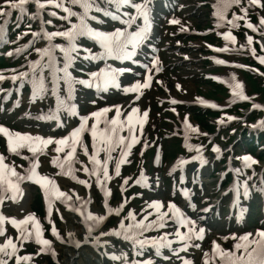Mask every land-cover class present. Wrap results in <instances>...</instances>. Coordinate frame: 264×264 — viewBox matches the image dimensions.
<instances>
[{
    "label": "snow or ice",
    "instance_id": "obj_1",
    "mask_svg": "<svg viewBox=\"0 0 264 264\" xmlns=\"http://www.w3.org/2000/svg\"><path fill=\"white\" fill-rule=\"evenodd\" d=\"M231 3L239 4L240 0H230ZM251 5H261V0H248ZM33 4L35 7V12L31 14L32 18L35 19L36 16L45 9V6H54L55 8L61 9L64 15L58 16V19L61 21L67 22V27L63 30H55V31H47L44 27L45 23L51 24V20L41 21L38 31H33L31 33L34 39H38L43 37L45 41H47L44 47L35 48L34 51L37 53L38 58L36 60H27V70L26 71H18L15 75H11L7 77L12 81L19 80L21 83L26 82L31 85V96L29 97L30 101H34L36 99H45L47 96H52L55 99V107L51 110V114L49 115H41L38 119H55L58 127H64L61 123L59 113L66 112L69 116L76 117L78 113L76 111L75 104L71 103L72 101V92L73 85L80 84L85 87L92 85L96 86L95 81L99 79L101 85H107L109 83H116V74L121 71H126L124 69H112L102 67L99 71H92L86 74L87 78L84 79H75L72 77L69 68L73 61L80 57L81 51L83 52V59L85 60H97V59H107L108 57L116 56L118 59H126L132 60L135 55V50L137 45L143 42L147 38V32L149 28L148 24V15H147V3L141 2L136 3L134 0H108V3L113 5L114 7H123L125 5H130L133 8L134 12H125L124 19L122 23L124 25H134L137 18H142L144 23L137 26L135 31H128L127 28H116L111 31H104L99 29H94L90 27L87 19L90 16V11L95 8V11L99 12L101 9L94 5V0H3L2 4H0V16H3L5 19L11 14L13 10H16L19 14H24L27 11V5ZM72 6H78L79 11H74ZM215 7V5H214ZM245 9H241V12H244ZM49 16H57V13L54 11H49ZM218 13L214 12L213 15H217ZM75 17V22H73L70 18ZM91 19H96L94 15L90 17ZM115 18V17H114ZM236 19L235 14H233V21ZM233 21H229V24H233ZM170 23H176V20H170ZM259 24L264 26V17L259 19ZM245 26L247 28L253 29L255 26L248 22L245 19ZM25 33H21L20 35H24ZM88 37L91 40L95 41V43L99 46L98 52H91V50L87 48H83L80 44H78L79 37ZM225 39H231L234 42V37L230 35V33H223ZM60 37L65 41L64 43H54L53 38ZM19 39V36H17ZM247 40L249 43L252 40V37L248 36ZM29 44L32 43L30 40ZM129 45H131V50L129 49ZM27 44L23 45L22 48H27ZM211 47V45H209ZM22 48H17L15 52L18 54L21 52ZM55 50H59V54L62 55V67H58L57 65L61 63V61L57 60V56L54 54ZM216 51H227V47L221 49H214ZM11 54V53H9ZM46 57V59H44ZM260 62L264 64V57H258ZM135 62V61H133ZM217 63H225L224 61H216ZM152 67L159 70L157 67V60L155 57L152 58ZM147 67V66H146ZM49 69L48 73H45V69ZM15 71V70H11ZM130 71V69L128 70ZM50 78V79H48ZM151 75L149 73H145L143 77V83L141 84L137 81L131 87H125L123 91L127 92H135L137 96L133 97L134 100L139 98V89L147 87L151 80ZM215 78V77H214ZM6 79L3 74H0V81ZM61 81L63 82V91L67 93L66 96H62L60 94L61 89ZM159 83V81H158ZM179 88V85H177ZM241 85L236 83L234 86V94L239 96L240 99H249L244 96L240 91ZM6 91L4 89H0V92ZM17 100L13 102L14 106L19 103V94L20 89L17 88ZM4 99L7 100V95L4 96ZM199 103H206L203 100H200ZM175 103V101H172ZM115 114L108 119V113L110 112V108L105 106L99 108L96 111H92L87 115L78 116L79 124L75 127H72L70 131H67L66 135H63L59 138H55L53 136H41L31 135L29 133H20V132H9V130L3 126H0V133H2L7 139V147L10 152H18L19 149L27 147L29 152H31L34 156L40 152H43L44 149L50 145L55 144V148L53 151L57 154L53 156L51 163L59 167L64 175H69L73 180H77V177L73 175L75 169L71 167L74 153L76 152L77 145H80V148L84 151V154L88 156L89 162L92 164L91 171L87 167H82V170L89 174L90 176H96V184L97 187L101 188L103 191V195L105 198L109 195V190L105 187L101 181H107L111 177L108 174V161L112 158L108 153L113 150L115 144L121 145V155L120 158L116 161V169L115 174H119V167L121 163H124V157L128 154V149L132 147L134 143L139 139L136 135H130L129 137L119 135V130L127 128L129 133L131 134L135 130V126L137 124L143 126L147 116L148 110L145 109L143 115L137 116L135 115L138 112V108L133 106L131 110L128 111L127 116L124 117V120L120 119L121 107L120 105H114ZM211 107H217V105L212 104ZM253 108H259L261 105L253 104ZM89 116L92 117L91 126L88 127ZM228 119H233V117H228ZM103 122L105 127L99 128L98 125ZM220 121H218L219 123ZM259 126H264V120H260L256 122ZM256 126V125H253ZM184 127L186 133L188 130L192 132H196L197 129L193 128L187 121V117L184 120ZM87 131L92 137V153L88 155L87 149L84 148L83 141L81 139L82 133ZM187 140V135L185 136ZM125 143L127 147H124ZM186 147H193L191 145L185 144ZM197 147V156L191 157L190 159H198L201 163L204 162L203 157L199 155L200 146ZM67 149L66 154L63 156V159H60L59 154L64 152ZM103 151L105 153L103 161L97 158V154L99 151ZM213 152H219V148L216 145L212 146ZM240 159L243 160L244 166L249 167L252 164L256 163L255 160L249 155H244ZM186 163L185 160L179 159L175 165H173V169L175 167H183V164ZM38 161L32 160L29 163V167L25 169V173L21 174L16 172L12 167L5 165L3 163V157L0 156V201L6 199L4 193H10L11 199L15 200L17 194L20 193V182L24 180L33 181L40 185L41 189L44 192L45 201L47 203L49 199V194L52 196L59 198L62 202L65 203L66 207L72 208V210L80 213L84 217V224L88 229V233L91 232L94 224L99 223L104 219V216H96L91 212H88L86 207L83 211L79 207L73 208L71 204H68V201L71 199L67 196L66 193L59 191V189L55 185V181L51 180L49 176L42 175L37 172ZM67 168V171H65ZM103 171V175H97L98 172ZM127 178H125V181ZM146 181V177L143 175V170L141 169L140 176L133 181L135 184H143ZM181 181H183V174L181 175ZM78 183L84 184L87 186V181L78 180ZM121 190L124 188V184L120 185ZM244 195L247 196L248 188L247 185H244ZM181 194L185 197H189V191L187 189H181ZM79 203H84L80 201V198H76ZM123 201L118 205L117 208H111L107 204V200L105 199L104 207L106 212H117L119 208L123 207ZM146 207H151L154 212H156L157 216L155 220L148 221L147 215H151L148 213L146 216L142 217L139 221H134L133 212L129 210L127 214V219L129 220V224L127 226L124 225L123 219L120 221V229L118 230H110L115 232L116 235L121 234V230L124 233V239L132 240L134 245H139L143 248L145 245L150 244L153 248L156 249L155 254L157 256L161 255L160 249L167 247L172 250L173 241L168 238L167 234L162 233L158 237H145L140 238L142 232L147 231L149 228H162L165 225V220H173L175 222L176 228L174 233L172 234L176 241L183 242L180 247L175 248L174 251L179 253L181 249L187 250L188 241L195 237L201 238L204 233V229H197V222L191 220L184 212L181 211L174 203L171 201L167 204L166 212L161 211V202L157 200L151 201L149 205ZM188 207L195 208L196 205L192 204L189 200ZM48 211L51 212V205H48ZM143 212V209L141 210ZM204 211H207L205 208ZM167 212L171 213V216L167 215ZM84 213H87L86 216ZM8 221L16 228L20 229L22 225L26 224L28 221H32L33 229L35 230V236L37 243L41 245H49L50 241L42 239L40 235V228L38 223L35 221V218L29 214L25 215L23 219L17 220L12 217H5L0 214V234H3V224L5 221ZM89 221L93 223L90 224ZM180 225L184 226V231L180 230ZM23 239H28V230L22 229ZM53 235H56L59 238L56 229L52 228ZM87 234V233H86ZM235 235V234H233ZM249 234H244L239 237V240L244 243H237L234 245L235 248H242L244 251H241L239 255L236 254L235 251L227 252L224 250H220L219 246L213 241L212 250L213 253L219 255L221 257L222 264H264V231L257 230L258 239H253L251 241L248 240ZM71 236V233H69ZM248 243L255 245L251 251L247 250ZM79 242H77V245ZM198 247V245H197ZM10 249V251H9ZM43 250V249H42ZM16 251L15 244L12 243L11 237L4 241V244L0 245V253L11 257ZM207 257V253L205 254ZM16 261L19 262L21 260L29 259L28 256H16ZM113 259H117V257H113ZM167 259V258H165ZM0 264H7V261L0 258ZM133 264H137L134 260ZM139 264H152V260L145 259L139 262ZM183 264H191V262L187 259L183 260ZM205 264H207V259H205Z\"/></svg>",
    "mask_w": 264,
    "mask_h": 264
},
{
    "label": "rangeland",
    "instance_id": "obj_2",
    "mask_svg": "<svg viewBox=\"0 0 264 264\" xmlns=\"http://www.w3.org/2000/svg\"><path fill=\"white\" fill-rule=\"evenodd\" d=\"M3 0H0V4ZM218 1L221 0H180V2H177L176 6L173 9L175 18L178 19V29H175L176 32H186L188 34H191V32L185 31V30H181L184 28V26L188 25V26H192L196 25L197 28H202L207 26V22H208V17H209V8L211 7V5L213 3H216ZM229 1V0H228ZM241 2H239V4H233L232 9L233 10H237L239 8L242 7V5H244L247 8V12L250 16L255 15L257 17V21H252L253 25L256 28L255 31V58L257 60V62L261 63L260 60L258 59V57H264V51L260 50L259 48V39L260 37H263L264 35V30H261L260 26H259V22H258V17L262 16L264 17V0H261L262 3V7L260 6H255V5H247L245 0H240ZM226 0H224L223 2V6H226ZM230 10V5H228V9H227V13ZM170 14V16H173V14L171 12H168ZM169 17V15H168ZM160 21V20H158ZM2 23H0L1 25ZM196 29V28H195ZM264 29V28H263ZM199 30V29H197ZM166 32L167 34L171 35L173 33V29H168V27L166 25H164L163 27V33ZM166 35V34H165ZM164 35V36H165ZM243 37V34L240 36V38ZM168 43L167 44H175V39L168 37L167 38ZM183 41V40H182ZM190 41H199V42H204V39H202V36H198V37H194V36H187V43L184 46L182 45H178L179 43L177 42L173 47L167 46V47H163L164 44L160 46L159 51L160 52V56H159V61L161 62V64L164 66L162 67L163 70L161 71H152L150 72L151 74V82H149V85L147 87L142 88V94L139 95L138 98V103L140 104L142 109H149L150 114L148 116L149 119V123L147 124L146 128L143 127L141 128V133H140V137H139V142L137 143V145H135L134 147H132L129 151V154L124 158L125 162L120 164L119 167V174H114V159L111 158V160H109V164H108V174L111 177L110 178V184L109 187L112 191V200H111V204H119L122 202L123 200V194L125 193L126 195V199L124 200V209L122 212H120L119 214H114L112 213L110 218H113V220H116L120 217H126L129 210H133V213L138 215V217L142 216L144 214V212H142V207H143V203L149 199H160L165 201L166 203L169 201H173L175 202L180 208L183 209V206L186 204V201L184 200L183 197H181L180 195V191L182 189V184L179 182V175L182 172V169H175L171 172V174H173V179L172 178H168L167 174L163 175L162 172V180L164 181V187H165V191L163 190V185L161 182L158 183V186L155 188L157 190V192H152L149 188H148V180H146V182L144 184H137V185H132L133 184V178L135 177V175L137 174V172L139 171V169L141 167L147 168V160L144 159V157H146V155L148 154V157L152 156L153 151H159V142L161 141L162 144V154H163V149L165 150V154L164 157L165 159H174L175 154L178 151V147L180 148V154H186V148H185V142L183 140H180V142H178V138L177 137H163L165 133H168L166 131L171 130L173 128V125H175L177 123V120L171 119L168 117V110H165L168 107H174V103L172 102L174 96H182L179 91H177L176 85H175V81H179L180 83H182V85H186L189 88L188 94L186 95V98H188L190 100V98L195 95V90L199 89V91H201V93L205 94L208 90H209V84L208 81L205 79L204 74L206 72H209L210 69L212 68V63L211 61H207L205 60L203 57L198 56L197 54H199L198 52H195L196 55H192L194 52H192L189 47H190ZM25 44V42L23 43ZM261 46V45H260ZM41 47V42H38L37 45L33 44V48L31 51H29L26 55H24L23 57L19 56L17 57L16 54V58L15 56L13 57V59L17 62V66L6 71L9 73H15L21 70H27V60H36L37 53L34 51L35 48H40ZM163 47V48H162ZM262 47V46H261ZM204 48H206V46H204ZM4 49L6 50V47H4ZM205 50V49H203ZM186 54L187 56H192L191 60V66L193 68H197V69H203L204 73H200L199 76H196V78L189 76V71H187V69L189 68L188 63L187 64H182V55L181 54ZM241 57H243L244 55H240ZM4 60L3 57H0V63H2ZM14 61V62H15ZM262 64V63H261ZM4 65L0 64V68H3ZM161 65V66H162ZM11 70H15V71H11ZM87 70V69H84ZM239 72L241 74V76L245 77V74L241 71H236V76H239ZM220 73L222 74H228L230 72H228V70L226 68H222L220 69ZM143 77L144 75H142L141 77L138 78H134L133 75H130L129 73L126 74V81H133V80H137L143 83ZM231 77V76H230ZM8 79V78H7ZM246 83L243 87H241V90L244 92V95L250 96L252 92H256L257 87V83H258V79L255 78L254 76H246ZM204 80H206L204 82ZM159 81V83H158ZM207 82V83H206ZM23 85L25 90H21V96L22 97L21 101L16 104L14 106L13 102L17 100V96H12L10 95V97H12L9 101H6L5 103V107H4V112H2L0 110V124H6V125H10V126H14L15 121H17L18 123H21L22 125H24L25 120H28V116L31 115L32 118H34L35 120H42V119H38V117H40L42 114L45 115L46 112V101H44L43 103L37 102L36 100L34 101H30L29 97H30V87L31 85L27 84L26 82L21 83L20 81H17L15 83L10 84V82L7 80L5 83V89H14V92L17 88H19V85ZM197 85H199V88L197 87ZM235 84H233L232 82L228 81V82H224V85L222 86V89H217L215 90V92H212L209 96L206 95V98H208L209 100H213L214 102L217 103H222L225 100H230L231 96H229L228 94V90H233L234 89ZM148 88H152L148 91ZM201 89V90H200ZM86 93H80L78 95H80L79 97H77V105L79 108V112L78 116H83V115H87L88 113L100 108V107H105V106H110V105H115V104H126L129 102V100L131 98H133V94L128 93V94H118V93H114L113 95H106V94H102L99 97H91V95H89V97H85ZM15 95V94H13ZM62 96H66V95H62ZM9 97V98H10ZM16 97V98H15ZM15 98V100L12 101V99ZM260 98V99H258ZM1 99H2V94L0 95V104H1ZM256 100H258L257 103H251V106L253 104H258L261 105V109H254L251 110V107H249L246 104V107L243 111H240L242 114H244L245 116L243 118H241V120H244L242 122H238L239 120H237L235 122V124L231 123L230 125H237V129H239L240 125L242 123L245 124L249 123V122H257L259 119L260 120H264V92L263 93H257L256 95ZM72 101L75 102L74 97H72ZM239 102L241 104H245L246 102H244L243 100H239ZM190 105V104H189ZM188 105V107H189ZM45 106V107H44ZM183 107H185V104L182 105ZM193 106V105H192ZM243 106V105H241ZM166 107V108H165ZM228 107V106H227ZM50 109V108H49ZM48 109V110H49ZM8 110H10L9 114H8ZM168 113H166V112ZM193 112V111H192ZM237 114V113H235ZM252 114V115H251ZM178 116H179V110H178ZM74 119L76 120L77 118L74 117ZM43 121V120H42ZM169 123V124H168ZM239 123V124H238ZM76 124V123H75ZM159 125H161V127L165 130L159 129ZM47 127L48 125L43 123V127ZM91 124L88 125V127L90 128ZM19 127V126H18ZM245 127H247L245 125ZM15 128H17V126H15ZM227 126H225V128L221 129V130H226ZM19 130V128H17ZM174 129V128H173ZM262 130H264V128H260V130H256V133L261 132ZM174 132V130L172 131ZM232 132V131H231ZM231 132H227L225 135L231 134ZM255 132H253L255 134ZM151 134V135H150ZM222 135L224 136V133H222ZM239 135V133H238ZM159 138H161V140H158ZM185 139V138H184ZM239 139L235 140V142H238ZM83 145L84 148L87 149L88 151V155H91L92 153V137L90 136V134L85 131L84 136H83ZM225 141V140H224ZM234 142V143H235ZM150 143H152V145H150ZM225 142H221L219 143V145H224ZM3 141L0 137V146L3 147ZM179 144V145H178ZM80 146V145H79ZM238 151L236 155H232V158L234 156L238 157L239 154L241 152L244 151L243 147H241L240 145H238ZM152 147H154L153 151H150L151 149H153ZM48 151H44L42 152L40 159H39V166L40 170L42 172H46L47 175L51 178H56L58 180V182L60 183L61 187L65 190H67L68 192L70 190L76 189L77 186L80 184L78 182H74L72 181L70 178H68V175H64L62 173V171L54 164L51 163L52 157L57 155L53 149L55 148V144H50L48 145ZM149 149V150H148ZM120 150L119 146H117L115 148V151L112 152V155L116 156L118 154V151ZM139 151L141 152L139 154ZM146 151V152H145ZM150 151V152H149ZM3 152H6L3 149ZM67 150L65 149L64 152L60 153V159H63V156L66 154ZM145 152V153H144ZM144 153V154H143ZM204 155H202L203 160L206 159L207 161V165L204 167H199L197 168V171H200V175L198 173V176H195L192 179H189L190 182V186L194 185L195 187H201L198 184H194V181H196V179H200L201 177L204 178L206 181L204 187L207 186V188H212L210 190H212V192L214 191V188L218 189H226L228 188V186L231 184V180H232V176L227 173V175L225 176L226 178L222 179L221 174L219 171L223 170L224 172L226 171V165H227V161L230 159V156H227V154H222L223 157L220 158L219 160H216V156L212 153V151L210 149H206V151L202 152ZM141 154H143V157L141 156ZM260 155H262L264 157V149L262 148V151L259 153ZM76 157L73 158V162L71 167L73 169H75L74 173L78 176V178L80 180H85L87 181V186H85L84 184L81 187V192L83 193H89L90 195V201L93 203V207L98 208V210L100 211V208H102V199L100 198L99 194L97 193V190L95 188V184L91 178V176L87 173H85L82 170V167H87L90 171L92 168V164L89 162L88 160V156H86L84 154V151L79 148L78 153H76ZM151 155V156H150ZM105 153L101 150L98 152L97 154V158L102 160L104 159ZM8 159H10L8 157ZM14 159V158H12ZM257 159V157H256ZM15 160V159H14ZM235 160V159H233ZM171 161V160H170ZM170 161H167L170 162ZM216 161H221L218 165V163H216ZM202 163L199 162V165H201ZM197 165L194 162H189L186 165V176L190 173L189 170L191 171L193 168H196ZM44 171H43V170ZM255 170V172L259 171L260 172V176H261V181L262 182H257V176H254V172L247 171V173H250V178H251V182H249V184L252 187L256 188V191L259 192L260 188H262L264 190V158L262 159H257L256 164L254 165V168H252ZM154 170L156 169H152L147 171L149 176H153V173H156V171L154 172ZM167 170H171V167H168L167 169H165V171ZM194 174V172L192 173ZM191 175V174H190ZM164 176V177H163ZM125 178H127V180L125 181ZM241 179H244L241 176ZM123 181L126 182V186H124L123 190H121L120 185L123 183ZM149 189V190H148ZM26 193L28 194V204H29V208L34 206V201L32 202L30 200V198H32V196L35 194V192H37V188L32 187V186H28L26 189ZM194 191H198L197 188H194ZM207 193L208 198H213L216 197V195L214 193ZM220 193V192H219ZM259 196L260 193H257ZM222 193L219 195L220 197H218L219 202L217 204V211L219 212L218 215H216V219L214 222V230L212 231V233L209 235V237L207 238V241L204 243V247H209L210 246V240L215 237V238H222V242L223 245L226 246L227 248H229L231 251H234V242L235 239L239 237V233L245 231L246 233H251L252 231H254L255 229L258 228L259 223H256L259 218H260V214L259 211H257V208L261 205L260 200H258L257 198V202L255 203V205H253L252 207V211H253V215L255 216L252 219V223L251 226H247L244 230H240L237 227V224H234V222H230L231 220L228 221V212H227V205L228 202L230 201V195L226 194L225 196H222ZM191 199L192 202L198 203L197 201V196H195V194L191 195ZM195 199V200H194ZM40 203H38L39 206ZM41 207V206H40ZM263 208V207H261ZM61 210V209H60ZM5 212H8V214L10 215H16L15 213H13L12 208L9 206V204L5 205L4 208ZM62 212V210H61ZM61 212H57L56 210L53 213V218L54 221L56 222V227L58 230V233L61 236H65V227H66V222L65 219L63 218V215L61 216L60 213ZM58 215V216H57ZM57 216V217H56ZM19 217V216H18ZM108 220L107 223H105V226H103L104 229L108 230L110 229V227L114 226V221ZM42 222L46 223L45 224V231H46V236L50 239L51 243V250L53 252L52 256L53 259L51 258V256H40L39 254H33L32 255V259L29 262H24L23 264H38V263H42L45 264L48 260L49 257V262L51 261L50 258L53 260V262L56 264V260L59 261H63L64 259H66V255H65V251L63 250V248L61 247V245L59 243H57L55 241V239H53L49 233H48V228L49 225L48 220L46 219L45 215L43 214V218L41 219ZM111 221V222H110ZM230 222V223H229ZM262 224L264 223L263 220L261 222ZM73 229H75L76 231L79 230V226L77 222H73V224L71 225ZM8 233L9 235H12L13 238H15V240H28V239H23L22 238V233L21 232H17L15 230H13L12 228H10L8 226ZM160 230L156 233L159 234ZM228 234V236L223 239L226 235ZM235 234V235H233ZM76 238H81L80 235L78 233L75 234ZM94 238H91V240H93ZM33 249H35L33 247ZM28 250V249H27ZM27 250H23L21 252L22 253H27ZM79 250V249H78ZM92 253V250H89L88 248L84 249L83 252H80L77 255V259L80 260L81 264H94L91 260L89 261V256L88 254ZM2 253H0V257H1ZM5 258L7 259L8 256L4 255ZM88 257V259L86 258ZM76 258V257H75ZM195 258V255L193 256V259ZM183 261V259H182ZM195 261V262H194ZM193 261V263L196 264H203L201 263V260L199 258H195V260ZM192 263V262H191ZM8 264H14V260H9ZM21 264V263H20ZM179 264H182V262H179Z\"/></svg>",
    "mask_w": 264,
    "mask_h": 264
},
{
    "label": "bare ground",
    "instance_id": "obj_3",
    "mask_svg": "<svg viewBox=\"0 0 264 264\" xmlns=\"http://www.w3.org/2000/svg\"><path fill=\"white\" fill-rule=\"evenodd\" d=\"M195 45H197V44H195ZM120 68H122V69H124V70H126L124 67H120ZM190 69H193V68H190ZM45 71V73L47 74L48 73V71H49V69H45L44 70ZM191 75H194V72L193 71H190L189 72ZM118 75H120V73H118ZM182 87V89H183V91L186 93H183V98H186V95H187V92L189 91V88L186 86V85H183V86H181ZM50 98H49V96H47L45 99H43V100H45V101H48L49 102V104L50 105H52V108H53V103H50V100H49ZM36 100H39V99H36ZM185 101H187V100H185ZM121 106V105H120ZM133 106H135V107H137V105H135L134 103H130V107H129V109L125 112V113H122V111H121V114H120V119L121 120H124V117H126L127 116V113H128V111H130L131 110V107H133ZM122 107V106H121ZM109 108H110V113H111V115H108V119H110L111 118V116L112 115H114L115 114V109H114V107L113 106H109ZM60 113H63V122H62V124L64 125V127H63V129H64V132L66 133L67 131H70V129L72 128V127H74V123L72 122V116H69L66 112H60ZM136 115L137 116H139L140 115V111H139V109H138V112L136 113ZM32 121H31V124H34L35 125V122H33V119H31ZM37 124V123H36ZM54 126V124H52L51 125V127H53ZM105 127V125H104V123L103 122H101L100 124H99V128H104ZM41 127L40 126H27V131H36V132H42V130L40 129ZM138 128L135 126V130L130 134L129 133V131H128V129L127 128H124V129H121V130H119V135H121V136H125V137H129L130 135H136V136H140L139 135V133H138ZM50 132H47V133H43L45 136H51L50 134H49ZM115 146H120L121 147V145H119V144H115L114 145V148H113V150L115 149ZM124 147H127V144L125 143V145H124ZM110 152H112V151H110ZM128 152H129V149H128ZM111 157H112V155L110 154V153H108ZM120 155H121V148H120V150H119V153H118V155L115 157V163H116V161L120 158ZM156 174H158V173H154V175L155 176H153V177H151L150 179H151V181H150V183L151 184H153V183H157V181H154V179H157L158 178V175H156ZM97 175H100V176H102L103 175V172L102 171H100V172H98L97 173ZM190 176V175H189ZM93 178H94V180L96 181V176H92ZM153 179V180H152ZM190 179H191V177H190ZM104 181L102 180L101 181V183H103ZM241 187H242V193L241 194H243L244 193V187H243V184H241ZM154 188V187H153ZM234 191V190H233ZM234 194H235V191H234ZM69 195L70 196H72L73 197V199L75 200V202L76 203H79L78 201H77V197H79L80 198V201H83L84 203H82V204H85L86 205V209H87V207L89 206L88 205V198H87V196L85 195V194H82L81 193V191H80V189H79V187L77 188V190H71V192L69 193ZM236 195V194H235ZM13 200V199H12ZM153 200H157V201H159L158 199H151V200H147L146 202H145V209L147 210V213H150V212H152L153 210H152V208L151 207H146V205H149L150 203H151V201H153ZM217 200V198H215V199H213L212 200V205L214 206V201H216ZM73 201V200H72ZM86 201V202H85ZM74 202V201H73ZM235 202V201H234ZM234 204V203H233ZM50 205H51V203H50ZM161 205H162V203H161ZM19 206V208H20V210L21 211H25V212H29V204H28V200H25L24 202H23V204L21 203V204H19L18 205ZM52 206H55V207H57V205H56V203L54 202L53 204H52ZM207 206H208V204H207ZM109 207H111V205L109 206ZM236 207V206H235ZM201 208H203V207H200V209ZM228 208L231 210L233 207H232V203H230L229 204V206H228ZM103 209H104V213L103 212H99V210H98V208H95V207H91V208H89L88 207V209H87V211L89 212V210H90V212L91 213H93L94 215H96V216H105V212H106V209H105V207H103ZM235 208H233L232 210H234ZM64 211H65V214H64V216H63V218L65 219V222L67 223V226H66V231H67V234H68V236H69V233H71V236L70 237H73V235L74 234H76V233H79V234H82L83 235V237H84V239L85 240H88V238H87V236H86V233H87V230L83 227V222H84V217L81 215V216H77L73 211H71V210H69L68 209V207H64ZM161 211L163 212L164 210L163 209H161ZM86 214L87 213H84V215L86 216ZM24 215H27V214H24ZM136 218V217H135ZM74 221H77V222H79L80 221V225H82L81 226V228H82V230H75V229H73L72 228V224H73V222ZM134 221H137L136 219H134ZM197 225H199V224H197ZM168 227V225L166 226V228ZM197 228H204V226H202V225H199V226H197ZM115 230H118V229H115ZM205 231V230H204ZM122 233H123V231H121ZM111 233H113L112 231H110V232H104V231H100L98 234H99V236L98 237H102V235L103 234H105V235H107L106 237H105V239H103V240H101V241H98V242H96L98 239H97V237H95L96 238V240H95V244H96V246L98 247V249L100 250L99 252H100V254L102 255V256H104V255H106V254H108V255H110V256H115V257H117V259H122L120 256H123L124 254L123 253H118V252H115L114 251V249H113V244H112V239H110L111 237ZM174 233V229H173V231L172 230H169V229H166V231L164 232V234H167L168 235V238L169 239H171V238H173V234ZM70 240H72V239H70ZM77 242H79V247H78V249H79V253L80 252H83L84 251V249L83 248H85V247H83V245L80 243V241L79 240H77ZM215 243L219 246V249L220 250H224V251H227V250H225L224 248H222L221 247V244H220V242H217V241H215ZM188 245H189V243H188ZM193 245V244H192ZM189 246H191V245H189ZM76 247V246H75ZM193 250H195L193 247H191ZM113 249V250H112ZM188 250H189V248H187ZM187 250V251H188ZM112 251H114L115 253H113ZM161 251V250H160ZM67 252L69 253V255H74L73 253H72V251L71 250H69V249H67ZM228 252V251H227ZM195 253H196V251H195ZM207 253V257L205 256V254ZM240 254V253H239ZM239 254H237V255H239ZM190 257L191 256V253L190 252H188L186 255H184V258H187V257ZM96 256L94 257L93 255H89V259L90 260H92V261H96ZM123 258H125V256L123 257ZM102 257H99V258H97V261H100V262H98V264H103V261H102ZM205 259H207V264H217V263H215V261H216V259L218 260H221V257L219 256V255H216V254H214L213 253V250H212V247H211V249H210V251L209 250H205L204 252H203V261H204V263H205ZM77 262L79 263L80 262V260L78 261L77 260ZM69 263V258H67V259H65L64 261H62L61 262V264H68Z\"/></svg>",
    "mask_w": 264,
    "mask_h": 264
}]
</instances>
